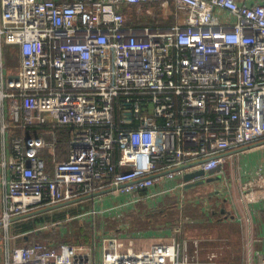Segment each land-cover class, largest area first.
Returning a JSON list of instances; mask_svg holds the SVG:
<instances>
[{"label": "built area", "instance_id": "built-area-1", "mask_svg": "<svg viewBox=\"0 0 264 264\" xmlns=\"http://www.w3.org/2000/svg\"><path fill=\"white\" fill-rule=\"evenodd\" d=\"M155 7L168 23L126 18L131 8L153 18ZM8 49L16 73L7 71ZM0 108L9 148L0 264H204L199 240L190 253L179 225L171 242L145 250L119 234L13 247L8 230L87 201L97 218L108 197L131 208L264 149V0H0ZM256 186L264 195L258 172L243 185L246 198Z\"/></svg>", "mask_w": 264, "mask_h": 264}, {"label": "crops", "instance_id": "crops-1", "mask_svg": "<svg viewBox=\"0 0 264 264\" xmlns=\"http://www.w3.org/2000/svg\"><path fill=\"white\" fill-rule=\"evenodd\" d=\"M16 73V72H13ZM2 111L0 108V121ZM9 148L1 144L0 137V218L4 211L5 187L2 184L4 171L2 162L8 157ZM41 154L42 161L47 160ZM67 156V154H66ZM48 158V157H47ZM229 174L222 167L221 179L214 184L213 189L203 191V197L197 195L186 201L183 200L187 191H198L197 186L175 190L173 193L158 195L154 199L147 198L142 201L144 212L142 218L147 219L142 227V233L132 234L133 237L121 236L124 241L131 240L136 250H145L153 244L169 243L174 238L172 221L177 222L181 229V239L189 240L188 251L194 250L191 240H199L198 259L204 264L210 254H215L214 264H264V195L260 192L251 200H247L242 190L243 185L253 182L255 172L264 176V149L241 153L235 160L230 161ZM178 181L170 183H177ZM174 185V184H173ZM200 186V185H199ZM171 187V186H170ZM258 188V186H256ZM232 189V191H231ZM160 190L158 186L152 188V193ZM226 192L225 194H220ZM198 193H201L198 191ZM144 194H142L143 196ZM151 195V194H150ZM175 197L174 203L159 208L165 199ZM116 199L104 198L103 202L96 203L99 213L106 209L103 215L110 218H119L126 209H120L112 204ZM89 203V208H85ZM81 205L82 211L71 214L72 207ZM91 201L81 204L61 207L52 212L54 214L67 211L63 219L78 218L86 210L91 209ZM78 210V209H77ZM131 210V209H130ZM105 213V214H104ZM49 215L39 214L37 216ZM153 215H156L153 217ZM36 216H33L34 218ZM31 219V218H30ZM26 220L16 221L9 227V234L14 237L13 242L26 237L32 230L16 232V226ZM170 224H165V221ZM38 225V224H37ZM1 230V229H0ZM142 237V245L136 246L133 238ZM146 242V243H144ZM4 241L0 238V257L4 254Z\"/></svg>", "mask_w": 264, "mask_h": 264}, {"label": "rangeland", "instance_id": "rangeland-1", "mask_svg": "<svg viewBox=\"0 0 264 264\" xmlns=\"http://www.w3.org/2000/svg\"><path fill=\"white\" fill-rule=\"evenodd\" d=\"M142 13V9L140 11ZM154 14H155V10H153ZM126 18L128 20H142V14H137V11L135 8H131L128 10L127 14H126ZM7 55L5 57V65L7 66L8 69H10L12 72H16V70L18 69V64H19V59L18 57L11 53V51H9V49L6 51ZM224 169H226L227 173L229 174V170H230V162H227L224 166ZM214 184H212L211 182H205V184H202L200 186H197V190L200 191L201 193H198V191L194 190V191H187L184 194L183 200L186 201V199H192V197H196L197 195L203 197L204 193L203 191H207V189H213ZM252 194L247 196V199H252L254 196H256L259 191L258 188L253 187L252 188ZM232 191V189H231ZM226 192H221L220 194H225ZM227 194V193H226ZM190 197V198H189ZM174 199L175 197L172 198H168L165 199V202L161 203L159 208H164L163 206H166V204H171L174 203ZM118 203V199L114 200V202H112V204H117ZM86 208H89V203H85L84 204ZM81 208V205L72 207L71 209L73 210H77ZM131 209V210H130ZM103 210H106L105 208H103ZM144 212V206H142V204H138L134 207L129 208L127 211H125L123 213V215L119 218H110L108 216H104V217H98V218H92L90 217V209L86 210V212L84 213V216L79 217V218H72L70 217V220H66L63 219L65 217V214H67V211L65 212H61L58 214H63V215H58V218H51V221H45V222H41L40 224L38 223V225L33 226V228L31 229V233L30 234H41L47 236L46 239H35L37 241H41V243H51L52 245H56V244H60V243H74L75 241H80V225L81 226H85L87 229L89 228L91 230V232L93 231V235H97L98 232V226L97 223L98 221H101V225L99 227L100 229V234L103 236H107L110 234H119L120 236H128V237H133L132 234H136V233H142V227L146 226L144 223L147 221L146 217L142 218V213ZM103 215V213H99V215ZM105 214V213H104ZM156 215H153V217ZM32 217V216H31ZM54 217V216H53ZM29 218V217H27ZM172 227L171 230H173V228L175 226H177V222L172 221ZM109 223V227L107 226V224ZM165 224L169 225L170 223L166 220ZM143 227V228H144ZM29 234V235H30ZM91 237H93L91 235ZM135 241V245L140 246L142 245V237H138V238H133ZM146 243V242H144ZM24 243L23 242H19V240L15 242H13L12 240V246L13 247H18V246H22ZM98 260L99 259V251H98Z\"/></svg>", "mask_w": 264, "mask_h": 264}, {"label": "trees", "instance_id": "trees-1", "mask_svg": "<svg viewBox=\"0 0 264 264\" xmlns=\"http://www.w3.org/2000/svg\"><path fill=\"white\" fill-rule=\"evenodd\" d=\"M144 21V22H143ZM140 24L142 23H149V24H161V25H164L166 23H168L167 20H163L161 19V12L159 11V9L157 7H155V16L153 18H142V20L139 21ZM7 68V66H6ZM7 71L10 73H13L10 69L7 68ZM71 128H61L59 130V134L57 135L58 137V140H57V143H58V147H57V154H58V157L60 159H64L66 158V154H67V146H68V141H69V132H70ZM47 160L48 158L46 156H44ZM85 207V206H83ZM86 208V207H85ZM77 211H82L81 209H78V210H71V214L73 213H76ZM61 213V212H60ZM58 215H63V214H54V217L52 215H43V216H36L34 218H29V220L23 222V223H19L16 227V232H26V231H29L33 228V226L37 225L38 223L40 224L41 222H45V221H51V218L54 219V218H58ZM80 225V231H79V234H80V241H75L74 243H60V244H69V245H79V244H85V245H88L92 239L95 237L96 240L99 239L100 237V225H101V221H98L97 223V228H98V232H97V235H93V231L91 232V230L88 228H86L85 226H81ZM107 226L109 227V223L107 224ZM43 233L41 234H30V235H27L26 237H22L20 238L19 242H23L24 245H29V244H34V243H41V241H37V242H34L36 241L35 239H46L47 236L45 235H42ZM91 235L93 237H91ZM43 244H46V245H49V246H56V245H52L51 243L47 242V243H44Z\"/></svg>", "mask_w": 264, "mask_h": 264}, {"label": "water", "instance_id": "water-1", "mask_svg": "<svg viewBox=\"0 0 264 264\" xmlns=\"http://www.w3.org/2000/svg\"><path fill=\"white\" fill-rule=\"evenodd\" d=\"M219 171H220V168H216L215 170H212V171L209 172V175H211L209 178L201 179V180H199V181H197L195 183H188V182L191 181L192 179L203 177L204 173L202 171H198V172H195V173H192V174L185 175L183 177V181L185 183H188L185 186V188L199 186V185L205 184V182H211L212 183V182L219 181L221 179V176L214 175L215 173H217Z\"/></svg>", "mask_w": 264, "mask_h": 264}]
</instances>
